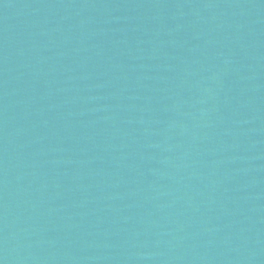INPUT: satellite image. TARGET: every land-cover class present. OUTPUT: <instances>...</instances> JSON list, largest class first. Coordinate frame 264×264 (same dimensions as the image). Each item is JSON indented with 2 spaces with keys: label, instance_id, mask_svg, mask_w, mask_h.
Masks as SVG:
<instances>
[{
  "label": "water",
  "instance_id": "95a60500",
  "mask_svg": "<svg viewBox=\"0 0 264 264\" xmlns=\"http://www.w3.org/2000/svg\"><path fill=\"white\" fill-rule=\"evenodd\" d=\"M0 264H264V0H0Z\"/></svg>",
  "mask_w": 264,
  "mask_h": 264
}]
</instances>
